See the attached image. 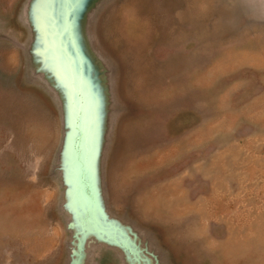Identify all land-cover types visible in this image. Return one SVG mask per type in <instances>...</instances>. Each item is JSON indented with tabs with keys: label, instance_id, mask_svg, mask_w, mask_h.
I'll return each mask as SVG.
<instances>
[{
	"label": "rangeland",
	"instance_id": "374dc122",
	"mask_svg": "<svg viewBox=\"0 0 264 264\" xmlns=\"http://www.w3.org/2000/svg\"><path fill=\"white\" fill-rule=\"evenodd\" d=\"M27 2L0 0V264H137L88 241L87 221L123 248L141 243L138 264H264V0L90 7L103 201L137 235L76 205L67 105L34 69Z\"/></svg>",
	"mask_w": 264,
	"mask_h": 264
},
{
	"label": "water",
	"instance_id": "95a60500",
	"mask_svg": "<svg viewBox=\"0 0 264 264\" xmlns=\"http://www.w3.org/2000/svg\"><path fill=\"white\" fill-rule=\"evenodd\" d=\"M96 1L28 0L25 15L32 32L29 52L35 71L46 79L59 100L67 105L66 116L64 104L60 105L62 128L60 144L66 136L73 168L70 178L82 187L80 189L83 199H77V190L75 195L77 202H74L77 203V207H85L83 213L86 219L89 220L93 214L95 215L96 224L92 225L99 226L98 223H104L107 224L104 226L113 228L116 226L121 232V228L124 227L131 234L137 235L128 224L109 214L103 201L99 161L107 110L104 70L92 55L84 33L85 19ZM60 184L63 192L65 186L61 179ZM86 219L84 218L85 221ZM70 223L67 217L66 229H70ZM87 223L89 227L84 231H87L86 235L91 234L86 238L88 241L94 243L93 237H96L95 239H100L106 245L116 246L118 252L127 249L136 253L139 256L137 264L142 259L144 249L137 240H132L131 245L123 248V243L116 245L115 241H111L114 239L113 235L106 231L102 232L101 229H98V233L95 226L90 228V222Z\"/></svg>",
	"mask_w": 264,
	"mask_h": 264
}]
</instances>
